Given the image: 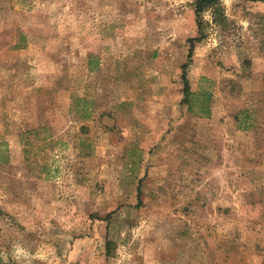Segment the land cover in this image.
<instances>
[{"label": "rangeland", "instance_id": "obj_1", "mask_svg": "<svg viewBox=\"0 0 264 264\" xmlns=\"http://www.w3.org/2000/svg\"><path fill=\"white\" fill-rule=\"evenodd\" d=\"M196 2L0 0L3 262L264 264V0Z\"/></svg>", "mask_w": 264, "mask_h": 264}, {"label": "trees", "instance_id": "obj_2", "mask_svg": "<svg viewBox=\"0 0 264 264\" xmlns=\"http://www.w3.org/2000/svg\"><path fill=\"white\" fill-rule=\"evenodd\" d=\"M214 0H197V5H196V11H200V10H202L204 7H205V4L206 3H211V2H213ZM193 46V45H192ZM183 79H184V96H183V99H182V101L184 102V103H186L187 105H188V108L189 109H191V110H193L192 109V106H191V102H192V96H194V93L191 91V89H190V85H189V83H188V79L186 78V73L184 72L183 73ZM207 81H209L208 79H206L205 77H202L201 78V83H200V87H199V92L203 89V87H202V84L204 83V82H207ZM199 92H197V94L199 93ZM207 95H209L208 93H207ZM0 264H9V263H7V262H3V260L1 259V257H0Z\"/></svg>", "mask_w": 264, "mask_h": 264}]
</instances>
